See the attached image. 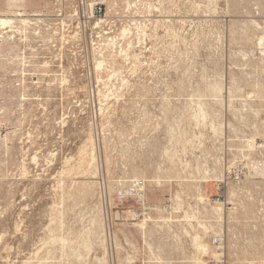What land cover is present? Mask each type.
<instances>
[{
  "label": "rangeland",
  "instance_id": "374dc122",
  "mask_svg": "<svg viewBox=\"0 0 264 264\" xmlns=\"http://www.w3.org/2000/svg\"><path fill=\"white\" fill-rule=\"evenodd\" d=\"M52 8L0 0V18L14 33ZM107 14L140 47L108 74L97 121L72 106L79 88L19 85L0 27V264H209L223 231L227 264H264V0H107ZM137 180L178 222L135 220L122 195Z\"/></svg>",
  "mask_w": 264,
  "mask_h": 264
},
{
  "label": "built area",
  "instance_id": "2783aa9c",
  "mask_svg": "<svg viewBox=\"0 0 264 264\" xmlns=\"http://www.w3.org/2000/svg\"><path fill=\"white\" fill-rule=\"evenodd\" d=\"M130 24L118 28L114 17L107 14V0H53L49 14L33 17L30 24L16 23L19 32L12 33L15 39L8 40L16 44L18 50L10 59L22 71L19 85L28 81V84L42 87L53 81L63 89L79 88L74 93L72 106L81 115L97 121L113 97L108 90L110 86L111 89L115 87L113 82L117 78L108 82V74L118 69L114 64L124 61L126 53H134L140 47L138 40H132V26L138 28L133 22ZM125 27L129 31L123 35L121 30ZM100 60L104 65L98 71ZM122 72L118 69V75ZM63 78L66 82L62 84ZM106 92L110 94L107 100L102 96ZM122 196L133 201L132 214L136 221L155 222V217H159L166 225L178 222L172 200L161 205L150 203L142 180L132 182ZM214 198H217L215 203L222 199L221 196ZM211 236L210 245L215 255L209 264H227V237L223 232Z\"/></svg>",
  "mask_w": 264,
  "mask_h": 264
},
{
  "label": "bare ground",
  "instance_id": "6f19581e",
  "mask_svg": "<svg viewBox=\"0 0 264 264\" xmlns=\"http://www.w3.org/2000/svg\"><path fill=\"white\" fill-rule=\"evenodd\" d=\"M20 16H21V14H20ZM26 16V15H25ZM41 15H33V16H31V17H28V18H25V19H23V20H20V22H23L24 24H27V23H31L32 21H33V17H40ZM3 17V16H2ZM0 18V27L2 28V29H7V33H12L13 32V29H12V25H13V23H14V19H12V17L11 18H9V17H3V18ZM23 18V17H22ZM21 18V19H22ZM22 24V23H21ZM127 31V30H126ZM1 33V32H0ZM3 33V32H2ZM2 36V35H1ZM3 38V37H2ZM103 64H104V62H102V61H98L97 62V70L98 69H100V68H102V66H103ZM116 75V74H115ZM105 95H106V93H105ZM107 96V95H106ZM85 148V147H84ZM92 152H94V151H92ZM83 153V152H82ZM91 154V153H90ZM94 154V153H93ZM84 156V155H83ZM86 156V155H85ZM36 157V156H35ZM34 157V158H35ZM82 157V156H81ZM95 157V156H94ZM86 158V157H85ZM85 158H83L84 159V162H85ZM92 158V157H91ZM82 159V158H81ZM90 159V158H89ZM93 160V159H92ZM35 162V161H34ZM90 163V162H89ZM88 164V163H87ZM85 165V164H84ZM89 167V166H88ZM217 208H219L220 209V211H222V214L219 216V219H220V221H222L223 220V218L224 217H226L225 215H227V212H226V208H225V206L223 205V204H219V206H217ZM223 233H224V235H225V232L223 231ZM226 236V235H225ZM193 237H195V236H193ZM198 237V236H197ZM199 238V237H198ZM193 239H195V238H193ZM201 239V238H200ZM198 240V239H197ZM196 240V241H197ZM201 241V240H200ZM198 242H195V244H197ZM145 244V243H144ZM200 246V245H199ZM198 246V247H199ZM203 246V245H202ZM196 248H197V246H195ZM205 247H208V248H210L211 249V245L208 243L207 244V246H205ZM200 248V247H199ZM202 248V247H201ZM200 248V249H201ZM203 249V248H202ZM205 250V249H204ZM203 250V251H204ZM200 251V250H199ZM202 251V250H201ZM213 255H215V253H213ZM197 260H199V259H197ZM200 261V260H199ZM152 263H156V264H161V258L160 257H156V261H154V262H152ZM201 263V262H200Z\"/></svg>",
  "mask_w": 264,
  "mask_h": 264
}]
</instances>
